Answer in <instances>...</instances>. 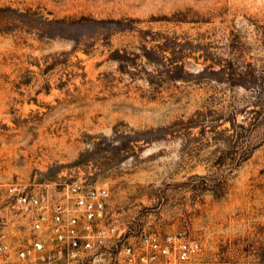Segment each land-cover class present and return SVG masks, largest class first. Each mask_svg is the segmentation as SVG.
I'll list each match as a JSON object with an SVG mask.
<instances>
[{
  "label": "rangeland",
  "instance_id": "1",
  "mask_svg": "<svg viewBox=\"0 0 264 264\" xmlns=\"http://www.w3.org/2000/svg\"><path fill=\"white\" fill-rule=\"evenodd\" d=\"M78 180L264 264V0H0V182Z\"/></svg>",
  "mask_w": 264,
  "mask_h": 264
},
{
  "label": "built area",
  "instance_id": "2",
  "mask_svg": "<svg viewBox=\"0 0 264 264\" xmlns=\"http://www.w3.org/2000/svg\"><path fill=\"white\" fill-rule=\"evenodd\" d=\"M107 186L0 182V264L192 263L182 233L130 232L110 210Z\"/></svg>",
  "mask_w": 264,
  "mask_h": 264
}]
</instances>
